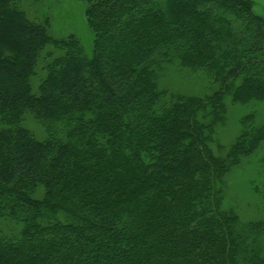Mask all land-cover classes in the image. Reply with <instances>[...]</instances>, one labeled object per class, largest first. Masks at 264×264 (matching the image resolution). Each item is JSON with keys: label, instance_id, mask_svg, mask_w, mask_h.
I'll list each match as a JSON object with an SVG mask.
<instances>
[{"label": "trees", "instance_id": "obj_1", "mask_svg": "<svg viewBox=\"0 0 264 264\" xmlns=\"http://www.w3.org/2000/svg\"><path fill=\"white\" fill-rule=\"evenodd\" d=\"M23 3L0 0V264H264V218L223 206L264 119L217 135L229 103L264 99L250 0H85L88 51ZM172 65L207 81L172 91Z\"/></svg>", "mask_w": 264, "mask_h": 264}, {"label": "rangeland", "instance_id": "obj_2", "mask_svg": "<svg viewBox=\"0 0 264 264\" xmlns=\"http://www.w3.org/2000/svg\"><path fill=\"white\" fill-rule=\"evenodd\" d=\"M84 1L24 0L23 6H30L31 10L35 9L37 16L41 17L55 37H64L72 32L78 35L88 51L92 35L85 20ZM250 2L253 10L264 18V0H250ZM202 72L196 73L176 65L168 66L163 70L161 85H165L175 92H192L203 87L206 83V76ZM251 111H256L257 117L260 115L264 119V99L253 100L248 104L229 103L227 105L225 120L217 131L222 144H227L240 128L239 117ZM22 123L29 127L37 137H43V128L31 115L26 114ZM216 145L217 143H213L211 146L214 152L218 153ZM259 158L264 159V146L260 150L258 158H247L240 165L231 169L226 177V187L223 188V206L228 210L232 208L238 211L245 219L264 218V166L257 162ZM57 218L63 221L67 220L62 213L57 214ZM8 228H16V224L0 218V229Z\"/></svg>", "mask_w": 264, "mask_h": 264}]
</instances>
